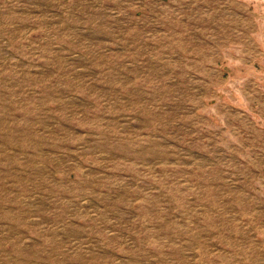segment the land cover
Listing matches in <instances>:
<instances>
[{
	"label": "rangeland",
	"instance_id": "obj_1",
	"mask_svg": "<svg viewBox=\"0 0 264 264\" xmlns=\"http://www.w3.org/2000/svg\"><path fill=\"white\" fill-rule=\"evenodd\" d=\"M0 264H264V0H0Z\"/></svg>",
	"mask_w": 264,
	"mask_h": 264
}]
</instances>
